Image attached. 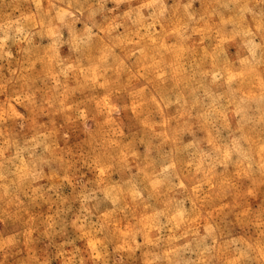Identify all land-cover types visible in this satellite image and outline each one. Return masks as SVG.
<instances>
[{
  "label": "rangeland",
  "instance_id": "1",
  "mask_svg": "<svg viewBox=\"0 0 264 264\" xmlns=\"http://www.w3.org/2000/svg\"><path fill=\"white\" fill-rule=\"evenodd\" d=\"M0 264H264V0H0Z\"/></svg>",
  "mask_w": 264,
  "mask_h": 264
}]
</instances>
